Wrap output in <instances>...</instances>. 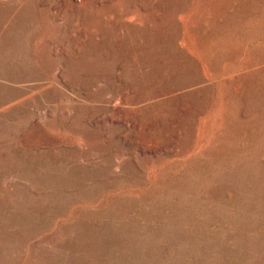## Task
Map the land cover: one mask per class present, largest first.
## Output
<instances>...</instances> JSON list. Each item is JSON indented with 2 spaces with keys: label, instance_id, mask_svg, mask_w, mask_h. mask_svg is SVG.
<instances>
[{
  "label": "rangeland",
  "instance_id": "obj_1",
  "mask_svg": "<svg viewBox=\"0 0 264 264\" xmlns=\"http://www.w3.org/2000/svg\"><path fill=\"white\" fill-rule=\"evenodd\" d=\"M0 264H264V0H0Z\"/></svg>",
  "mask_w": 264,
  "mask_h": 264
}]
</instances>
